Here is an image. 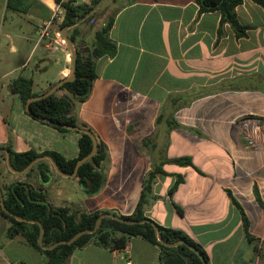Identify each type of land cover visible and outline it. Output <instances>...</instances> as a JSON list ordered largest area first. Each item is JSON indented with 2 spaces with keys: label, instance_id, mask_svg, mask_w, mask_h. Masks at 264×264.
Returning <instances> with one entry per match:
<instances>
[{
  "label": "crops",
  "instance_id": "crops-1",
  "mask_svg": "<svg viewBox=\"0 0 264 264\" xmlns=\"http://www.w3.org/2000/svg\"><path fill=\"white\" fill-rule=\"evenodd\" d=\"M117 1L109 31L116 52L96 59L88 97L74 100L79 121L107 149L103 185L86 193L76 176L58 174L51 164L45 182L37 170L3 169L0 183L26 180L52 206L77 215L99 209L129 214L144 175L160 166L153 183L158 198L146 210L150 219L185 232L208 264H264L255 248L264 242L258 202H264L263 8L252 0L236 6L239 22L248 26L236 37L228 23L219 34L220 10L199 11L197 0ZM6 4L0 0V146L75 157L77 130L33 118L9 86L23 76L33 79V91L45 92L69 75L72 59L38 37L40 24L56 16L57 3L19 0L3 17ZM59 21L50 30L59 29ZM91 32L79 37L85 46ZM139 148L147 158L139 160ZM183 157L187 163L176 161ZM0 162L6 165L5 156ZM242 212L254 241L245 235ZM8 225L0 215V264H44L22 236L5 237ZM68 264H161L160 249L140 236L121 249L91 242L75 248Z\"/></svg>",
  "mask_w": 264,
  "mask_h": 264
},
{
  "label": "trees",
  "instance_id": "trees-1",
  "mask_svg": "<svg viewBox=\"0 0 264 264\" xmlns=\"http://www.w3.org/2000/svg\"><path fill=\"white\" fill-rule=\"evenodd\" d=\"M63 10V17L58 22V28L63 29L66 25L74 22L77 17L82 16L89 11L98 0H92L90 3L77 4V0H54ZM114 1V0H113ZM199 3V11H207L218 9L221 13V19L219 24V34H221V28L224 23H228L236 37H243L246 35L248 26L239 22L236 14V6L243 0H197ZM259 4L264 10V0H252ZM19 0H7L6 7L9 9H17L15 4ZM116 11V10H115ZM107 15L106 21L99 28L94 31L93 39L88 51L85 48L77 50L75 59V77L61 84L54 92L49 95L34 99L29 103L28 113L38 119V116H42L51 119L55 122L71 125V126H83L89 130L91 128L83 122L79 121L77 114L71 112L70 98L77 103L83 102L89 95L92 83L96 77L95 61L102 55L112 56L116 52V43L109 36V31L113 23L114 13ZM97 11H94L85 18L91 19ZM55 21V20H54ZM83 31L79 24L68 30L69 37L79 46ZM34 81L32 78H25L18 76L10 82V90L17 92L25 105L27 100L33 96H37L42 92L33 91ZM54 84H51L53 86ZM59 90H63L62 95L58 94ZM78 95V96H76ZM160 115L157 120L160 119ZM43 123L49 124L52 127L66 131L68 128L57 126L46 121L40 120ZM169 124H173L171 121H167ZM172 126V125H171ZM92 131V130H91ZM80 134L78 139V154L75 157L66 159L60 153L52 150H46L37 152L33 149H29L23 152H15L12 150L11 145L8 143L5 147L8 148L11 155V164L15 169L24 168L31 160L41 155H50L56 162L58 168L63 173L70 174L73 172L76 162L86 156L92 149V139L88 134L77 131ZM147 141H143V145H146ZM1 147V146H0ZM5 153L0 152V157L4 159ZM108 159V152L104 146L102 150L97 148L96 152L86 161L82 162L76 174L79 185L86 193L96 192L102 182L103 172L101 167ZM177 162L187 163L188 158H178ZM50 163L47 159H41L37 161L31 168H29L25 174H30L32 171L37 170L41 176L43 182L47 181L49 176ZM3 167L0 164V177ZM162 171L161 167H153L149 170L142 179L141 192L136 205L131 213L121 214L112 209H99L92 212H82L77 215L75 212L70 211L67 207L55 208L46 199L42 190L33 188L31 184L26 181H14L9 184L0 183V190L3 197V201L6 209L20 217L26 219L35 220V222L21 221L15 219L12 215L6 213L1 208L0 200V215L5 218L9 225L5 230L6 238H13L16 235H20L24 238L25 242L40 252L44 256V264H68L69 257L71 256L75 248L84 246L91 242L103 246H109L112 248H124L129 237L140 236L153 244L157 245L160 249V263L161 264H202L200 257L188 248L185 244L177 246H165L157 239L156 232L151 222L143 223H125L113 218L104 217L97 230L94 233H84L78 237L75 241L69 244H59L52 249H44L38 243V236L40 232V226L37 222H40L44 227L43 244L50 245L58 240L69 239L76 232L92 228L96 218L101 213H113L120 215L127 219L140 220L149 218L146 214V210L155 201L158 196L153 192V183L155 181V174ZM90 184V185H89ZM89 185V186H88ZM233 202L238 204L232 197ZM261 207L264 208V202L258 199ZM240 207V205L238 204ZM241 209V207H240ZM243 224L245 235L254 241L255 238L248 232L247 220L242 212ZM152 220V219H151ZM153 221V220H152ZM156 223V222H155ZM157 224V223H156ZM159 226L163 240L166 242H174L180 239L195 246L198 251L205 257L208 264V257L202 247L190 238L185 232L179 229L165 227L160 224ZM91 240V242H89ZM259 254L264 260V242L261 246L258 243L255 244Z\"/></svg>",
  "mask_w": 264,
  "mask_h": 264
},
{
  "label": "water",
  "instance_id": "water-1",
  "mask_svg": "<svg viewBox=\"0 0 264 264\" xmlns=\"http://www.w3.org/2000/svg\"><path fill=\"white\" fill-rule=\"evenodd\" d=\"M103 1L104 0H98V2L89 11H87L82 16L77 17V19L74 22L66 25L62 29L61 34L66 39L67 44H68L69 49H70V53H71V59H72V62H71V71H70V73H69L68 76H66V77L60 79L59 81H57L53 86H51L45 92H42V93H40L37 96H33V97L29 98L27 100L26 104H25V108H26L27 112L29 111V107L28 106H29L30 101H32L34 99L42 98V97H45V96L49 95L50 93L54 92L58 87H60L62 83L66 82V81H70V80H72L75 77V71H76L75 59H76L77 50H80L82 48H85V50L88 51L89 48L86 47L83 44L82 41L79 44V46H77V44H75V42L69 37L68 30L70 28L78 25L79 23H81L87 16H89L91 13H93L94 11H96L101 6V4L103 3ZM76 96H78V95H76ZM69 100L71 102V112L73 113L74 112V108H75V103H74V101L72 99H69ZM37 118L39 120H43V121H46L48 123H51V124H54V125H57V126H62V127H65V128L74 129V130H77L79 132L88 134L91 137V139H92V149H91V151L86 156L80 158L76 162V165H75V168H74L73 172L70 173V174H67V173H63L62 171H60V169L58 168L55 160L50 155H41V156H38V157L34 158L33 160H31L24 168H22V169H15V168H13V166L11 164V155H10L9 150L6 147H0V152L3 151L6 154L5 155L6 166L13 173H22V172H25L29 168H31L37 161H39L41 159H47L50 162V164L52 165L53 169L58 174H61V175H64V176H69V177H74V176H76L77 171H78V167H79V165L82 162L88 160L96 152V150H97L98 147H99V150H102L103 149L102 145L98 143L97 138L94 135V133L91 130H89V129L83 127V126H71V125H67V124L55 122V121H53L51 119H48V118H45V117H42V116H38ZM103 182H104V177L102 179V182H101L100 187L103 185ZM0 200H1V208H2V210L5 211L6 213L12 215L15 219L21 220V221L35 222V220L26 219V218L20 217V216H18L16 214H13V213L9 212L6 209V207H5V204H4V201H3V197H2V194H1V190H0ZM104 217L113 218L115 220H118V221H121V222H125V223H131V224H134V223H143V222L149 221V222L152 223L153 228H154V230L156 232L157 239H158V241L160 243H162L165 246H169V247L177 246V245H180V244H185L188 248H190L192 251H194L200 257V259L202 261V264H207V261H206L205 257L200 253V251H198V249L195 246H193L192 244L186 242L185 240L180 239V240H177V241H174V242H166L165 240H163L162 235H161V232H160V229H159V226L154 221H152L150 218H145V219H140V220L127 219V218H124V217H122L120 215L113 214V213H109V212H107V213H101L100 215H98V217L96 218V221H95V223H94V225H93L92 228L82 229V230L76 232L71 238L58 240V241H56V242H54V243H52L50 245L43 244L42 239H43L44 227L42 226V224L40 222H37L39 224V226H40V232H39V236H38V243L44 249H52V248L56 247L59 244H69V243H72L73 241H75L78 237H80L84 233H94L97 230V228L99 227L102 218H104ZM89 242H91V240H89Z\"/></svg>",
  "mask_w": 264,
  "mask_h": 264
},
{
  "label": "rangeland",
  "instance_id": "rangeland-1",
  "mask_svg": "<svg viewBox=\"0 0 264 264\" xmlns=\"http://www.w3.org/2000/svg\"><path fill=\"white\" fill-rule=\"evenodd\" d=\"M117 6H118L117 0H114V1L113 0H104L103 3L101 4V6L96 10L97 11L96 14H94V16L91 19L86 20V21L84 19L81 23H79L81 30L83 32H88V33L90 31L94 32L95 29L99 28L102 24L105 23L107 15L111 14L116 9ZM4 14H5V16L11 14L10 9H7L4 11L3 17H4ZM87 45L90 46V42H88ZM146 111H147V109H146ZM138 150H139V160H140V158H142V159L147 158V155L144 153V151L142 149L139 148ZM0 164L2 165L4 171L9 170L6 167V165H4V163L0 162Z\"/></svg>",
  "mask_w": 264,
  "mask_h": 264
},
{
  "label": "built area",
  "instance_id": "built-area-1",
  "mask_svg": "<svg viewBox=\"0 0 264 264\" xmlns=\"http://www.w3.org/2000/svg\"><path fill=\"white\" fill-rule=\"evenodd\" d=\"M91 1L92 0H88L87 2L90 3ZM55 9L57 11L56 16L53 18H50V19L42 22V24H40L39 30H38V35H39L38 37H39V40L47 39L48 40V46L50 47V49H53V50L57 49V50L64 51L65 56L70 60L71 59V53H70V49H69V46L67 44L66 39L63 37V35L61 34L59 29H57L56 31L50 30V26L52 24V21L53 20H61L63 17V10L59 4H57Z\"/></svg>",
  "mask_w": 264,
  "mask_h": 264
}]
</instances>
